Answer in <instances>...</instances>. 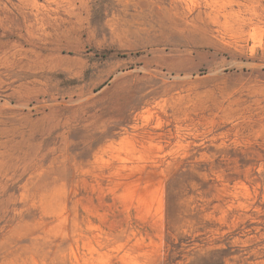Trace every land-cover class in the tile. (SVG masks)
<instances>
[{
    "label": "rangeland",
    "instance_id": "obj_1",
    "mask_svg": "<svg viewBox=\"0 0 264 264\" xmlns=\"http://www.w3.org/2000/svg\"><path fill=\"white\" fill-rule=\"evenodd\" d=\"M0 264H264V0H0Z\"/></svg>",
    "mask_w": 264,
    "mask_h": 264
}]
</instances>
